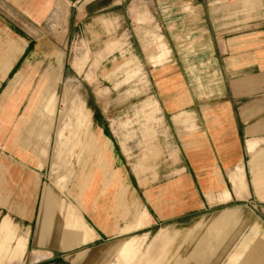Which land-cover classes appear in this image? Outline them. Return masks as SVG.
<instances>
[{
    "label": "crops",
    "instance_id": "1",
    "mask_svg": "<svg viewBox=\"0 0 264 264\" xmlns=\"http://www.w3.org/2000/svg\"><path fill=\"white\" fill-rule=\"evenodd\" d=\"M123 1L90 0L89 12ZM62 2L72 0H0V91L29 47L28 28L35 26L28 18L36 21L44 4ZM249 2L258 9L248 12L243 6L248 0L229 5L227 11L211 9L213 27L218 37L227 38V48L218 44L219 59L213 56L208 66L215 70V83L195 99L194 140L183 148L184 167L171 187L123 188V169L101 132L91 141L88 124L73 125L74 132L89 134L83 169L71 172L69 188L81 217L70 211L65 198L59 202L45 181L52 118L44 126L46 139L24 146L21 139L5 138L10 114L9 109L1 112L6 122L0 123V264H129L136 256L134 264H264V0ZM168 64L165 82L176 93L165 105L173 112L172 102L175 110L188 107L182 106L188 93L182 71H173L184 67ZM56 72L45 70L33 103L51 117L58 101ZM150 105L153 115L158 105ZM176 120L189 130L195 127L192 113L183 111ZM67 143L56 134L55 183L59 170H69L67 156H60ZM143 166H134L137 174L144 172ZM139 196L154 210L153 220L139 213Z\"/></svg>",
    "mask_w": 264,
    "mask_h": 264
},
{
    "label": "rangeland",
    "instance_id": "2",
    "mask_svg": "<svg viewBox=\"0 0 264 264\" xmlns=\"http://www.w3.org/2000/svg\"><path fill=\"white\" fill-rule=\"evenodd\" d=\"M89 1L44 4L36 21L28 18L36 27L28 28L29 47L20 66L13 70L12 80L0 91V114L6 109L10 114L6 116L10 125L5 135L7 140L21 139L24 146L32 140L39 143L49 134L45 127L52 118L45 181L53 186V195L58 201L65 198L70 211L80 216L72 199L77 198L69 188L74 181L71 172L83 169L81 160L89 134L83 130L74 132L72 126L88 124L91 141L95 133L101 132L103 141L123 169L122 182L126 186L123 188L133 187L138 191L172 185L184 167L183 148L194 140L195 99L202 96V88L211 89L215 83V70L208 66L213 56L219 59L218 44L227 48V38L218 37L213 27L211 9L219 6L227 11L229 5L246 0H220L214 4L217 0H124L93 12H89ZM243 6L248 12L250 8L258 9L249 0ZM244 12L241 10L240 14ZM34 40L36 43L32 45ZM169 62L184 67L173 71H182L183 91L188 93L184 96L188 100L182 102V106L188 104V107L175 110V102L171 101L173 112L165 105L174 97L171 94L174 91L165 82L169 73L165 66ZM50 67L57 70L54 84L59 78L58 101L52 117L47 109L39 113L38 103L33 104L44 72ZM203 93L205 98L209 96L206 90ZM155 102L158 111L150 115V104ZM81 110L86 115L82 116ZM183 111L192 113L193 130L177 122V115ZM2 117L0 123L4 124L6 118ZM56 134L61 143L68 142L60 156H67L65 161L69 162L68 171L59 170L58 183L52 179ZM155 153L158 155L154 156ZM87 158L90 163L91 156ZM140 162L144 163V172L137 174L134 166ZM108 176L112 180L113 176L109 173ZM136 199L143 218L153 220L156 214L150 204L140 196ZM59 212L63 215L60 208ZM148 243L146 239L144 253ZM135 258L129 264H134Z\"/></svg>",
    "mask_w": 264,
    "mask_h": 264
},
{
    "label": "bare ground",
    "instance_id": "3",
    "mask_svg": "<svg viewBox=\"0 0 264 264\" xmlns=\"http://www.w3.org/2000/svg\"><path fill=\"white\" fill-rule=\"evenodd\" d=\"M132 252V251H131ZM126 263V262H125Z\"/></svg>",
    "mask_w": 264,
    "mask_h": 264
}]
</instances>
